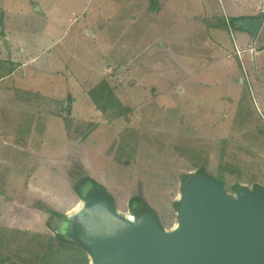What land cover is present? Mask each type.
Returning a JSON list of instances; mask_svg holds the SVG:
<instances>
[{
	"label": "rangeland",
	"instance_id": "obj_1",
	"mask_svg": "<svg viewBox=\"0 0 264 264\" xmlns=\"http://www.w3.org/2000/svg\"><path fill=\"white\" fill-rule=\"evenodd\" d=\"M249 6L264 12L263 0H0V60L16 67L0 80V228L16 263L28 258L20 239L67 243L85 178L123 216L138 198L166 230L185 174L223 168L231 195L235 183L264 187L263 55L238 83L201 49L207 16L230 43L242 30L232 16ZM104 78L125 107L116 119L89 96Z\"/></svg>",
	"mask_w": 264,
	"mask_h": 264
},
{
	"label": "water",
	"instance_id": "obj_2",
	"mask_svg": "<svg viewBox=\"0 0 264 264\" xmlns=\"http://www.w3.org/2000/svg\"><path fill=\"white\" fill-rule=\"evenodd\" d=\"M263 22L264 13L234 25L255 39ZM178 201L177 223L169 230L150 213L123 216L104 197L67 215L68 228H81L93 264H264V187L231 195L199 175Z\"/></svg>",
	"mask_w": 264,
	"mask_h": 264
},
{
	"label": "trees",
	"instance_id": "obj_3",
	"mask_svg": "<svg viewBox=\"0 0 264 264\" xmlns=\"http://www.w3.org/2000/svg\"><path fill=\"white\" fill-rule=\"evenodd\" d=\"M157 1V0H153ZM157 3L153 4L151 3V8H155ZM158 9V8H157ZM236 18H232L231 22L234 25ZM15 64L13 63V59L9 60V62H5L3 60H0V80L4 77H7L11 75L15 70ZM17 90H15L16 92ZM19 92V91H17ZM28 93V92H26ZM92 102L97 106L98 110H101L103 112V115H105L106 118L110 115H106V110L111 111L113 114L110 116L113 119H116L117 116H123V109L125 108L122 101L118 97L115 87L111 85V82L108 80V78L102 79L96 86L93 87V89L90 91L89 94ZM92 104V103H91ZM16 107L20 106V102H15ZM67 111H70V108L68 106L64 107ZM199 175H206L210 176L211 178L215 179L219 183L222 184L223 188L227 192L226 187V180H227V173L222 170H219L217 175H211L208 174L207 170L203 167L199 170V172H196L194 174H185L183 175V185L182 189H184L185 185L194 177ZM86 187V188H85ZM245 186L240 185L239 183H235L231 186V189L237 193L240 189L244 188ZM258 187L255 186L254 188ZM77 192L80 194V198L83 200V203H90L94 200H98L100 198H107L110 202L113 201L112 195L103 187L100 183L97 181L85 178L83 181H81L77 186H75ZM84 190L87 192L84 194ZM143 202V201H142ZM180 202L176 201L175 205L178 208ZM131 207V214L134 216H139L143 213H150L154 217V210L146 205L141 203V201L137 199H132L130 203ZM53 214L57 215L58 217H63L64 214H60L53 211ZM155 218V217H154ZM64 220H67V215H65ZM159 226L163 229L161 224L158 222L157 219H155ZM68 222V220H67ZM78 227V228H77ZM70 237L63 238L65 242H67L65 245H60V248L55 251L54 246L56 239L49 237L46 239V242H42L40 239L38 241H26L20 239V242H24L23 246L20 245L21 250H25L26 254H28V258L20 257V261L16 263L12 258V247L13 243L15 242L14 237L7 231L6 228H0V264H75V261L79 256L83 257L85 264H88V257L87 255H90L89 250L82 242V231L81 228L77 225H74V228L72 231H69ZM74 244H78L81 246L82 251H80L79 248H76L73 246ZM39 247V249L37 248ZM75 247V248H74ZM11 250V253L8 251ZM22 252V253H23ZM21 253V255H22ZM81 254V255H80ZM29 261L31 263H29Z\"/></svg>",
	"mask_w": 264,
	"mask_h": 264
},
{
	"label": "crops",
	"instance_id": "obj_4",
	"mask_svg": "<svg viewBox=\"0 0 264 264\" xmlns=\"http://www.w3.org/2000/svg\"><path fill=\"white\" fill-rule=\"evenodd\" d=\"M262 7L264 9V0H263ZM161 8L162 7L160 5L158 8L159 9L158 11H160ZM240 9L241 10L238 12V14L235 17L232 16V18H236V19H241L245 17L253 18V17H259L260 15H262V11L258 9H253L250 6L243 7ZM208 18L211 19V16L206 17L207 26L206 28H204L205 29L204 31L207 37L205 38L204 41L201 42V49L204 50V53L206 54V56H211L208 60L211 63L209 67H212L213 65L216 66L222 60H224L225 61L224 63H228L229 69L234 72L235 74L234 80L237 81L238 83H244L245 80L242 76V74L246 72L244 69V65L248 63H252V62H254V65H255L257 57L260 55H263L262 60H261V68L264 70V22L260 29L259 34L257 35L255 39L251 33L242 29L239 32L237 31L238 33L236 32L233 35V41H231L230 43H227L226 42L227 39H225L224 35H221V33L218 32L219 25H217L216 23H211V20H209V23H208ZM228 31L230 33H233V29L231 27H228ZM209 32L211 33L213 38L210 37ZM190 78H191V75L189 74L184 76L183 79L181 80L182 81L181 84L184 85V82L189 81L188 79ZM199 82L204 83V84L206 83L204 80H199ZM88 256H89L88 262H90V259H91L90 255Z\"/></svg>",
	"mask_w": 264,
	"mask_h": 264
},
{
	"label": "flooded vegetation",
	"instance_id": "obj_5",
	"mask_svg": "<svg viewBox=\"0 0 264 264\" xmlns=\"http://www.w3.org/2000/svg\"><path fill=\"white\" fill-rule=\"evenodd\" d=\"M66 221V220H65ZM65 224H66V226L64 227V231L66 232V233H69V230H68V228L67 227H69V223L67 222H65ZM62 233H63V231H62Z\"/></svg>",
	"mask_w": 264,
	"mask_h": 264
},
{
	"label": "built area",
	"instance_id": "obj_6",
	"mask_svg": "<svg viewBox=\"0 0 264 264\" xmlns=\"http://www.w3.org/2000/svg\"><path fill=\"white\" fill-rule=\"evenodd\" d=\"M238 53H239V51H238Z\"/></svg>",
	"mask_w": 264,
	"mask_h": 264
}]
</instances>
